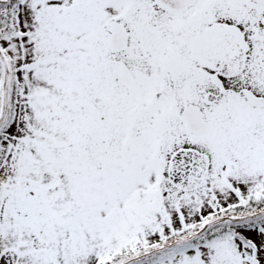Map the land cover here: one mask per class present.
Returning a JSON list of instances; mask_svg holds the SVG:
<instances>
[{"label":"snow or ice","instance_id":"1","mask_svg":"<svg viewBox=\"0 0 264 264\" xmlns=\"http://www.w3.org/2000/svg\"><path fill=\"white\" fill-rule=\"evenodd\" d=\"M0 264H264V0H0Z\"/></svg>","mask_w":264,"mask_h":264}]
</instances>
